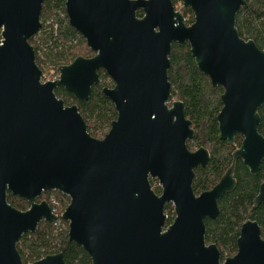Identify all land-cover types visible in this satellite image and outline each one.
<instances>
[{"label":"water","instance_id":"1","mask_svg":"<svg viewBox=\"0 0 264 264\" xmlns=\"http://www.w3.org/2000/svg\"><path fill=\"white\" fill-rule=\"evenodd\" d=\"M43 1L0 0V264H22L16 246L22 235L35 232L41 220H58L46 201H35L52 190L69 197L60 218L90 264H264L255 221L242 224L236 253L222 261L217 245L205 242V220L217 218L219 198L235 188V161L241 158L251 175L264 161L258 131L264 50L235 26L246 0H182L179 9L172 0H65L69 25L94 55L58 66L52 80H45L29 42L41 27ZM173 43H187L198 70L223 90L220 139L243 136L232 164L199 195L194 170L210 155L187 146L194 130L167 75ZM99 70L113 82L102 92L116 110L102 138L89 134L77 105L55 94L63 87L88 100ZM7 192L29 208L13 207ZM255 202L264 204V181ZM166 204L173 206L170 224ZM63 263L59 252L32 264Z\"/></svg>","mask_w":264,"mask_h":264},{"label":"trees","instance_id":"2","mask_svg":"<svg viewBox=\"0 0 264 264\" xmlns=\"http://www.w3.org/2000/svg\"><path fill=\"white\" fill-rule=\"evenodd\" d=\"M175 5L182 0H172ZM65 0H44L41 10V27L29 42L35 51L37 65L47 73L45 64L57 74L60 65L69 64L75 57L92 56L85 39L68 23L64 6ZM235 18V26L239 35L247 40L252 39L264 50V0H246ZM141 11L137 12L141 16ZM186 24L193 21L189 8L184 13ZM170 66L167 71L175 98L184 103L185 115L191 121L194 135L188 140L187 146L206 145L210 149V159L205 168H196L192 182L193 190L198 193L211 188L219 179L231 159L232 145L219 138L216 115L220 108V87L213 89L208 77L202 74L191 57L189 45L172 44L169 56ZM100 80L92 87L86 101H79L63 87L55 89L57 97L63 99L65 105H77L79 112L87 124V131L96 138L104 136L103 130L110 127L116 118L113 103L104 95L102 88L107 86L108 76L99 70ZM260 123L258 130L264 135V105L259 110ZM236 186L230 193L224 194L218 201L219 214L215 220L206 219L205 242L214 243L220 250L221 261L227 255L236 252V241L239 230L247 219L256 220L264 232V206H253V198L258 185L264 178V162L258 173L251 175L240 162L235 168ZM151 186L156 193L160 187L156 180L151 179ZM158 186H157V185ZM61 211L69 202V197L57 194ZM7 202L17 209H25L27 204L22 198L7 194ZM59 207V208H60ZM60 211V212H61ZM165 213L173 216L171 204H166ZM59 212V213H60ZM168 218V223L171 222ZM60 223L59 226L57 223ZM21 255L22 264H32L34 261L48 255L61 252L63 264H90L87 253L68 239L67 222L59 218L55 222L41 221L33 233L22 235L16 244Z\"/></svg>","mask_w":264,"mask_h":264},{"label":"flooded vegetation","instance_id":"3","mask_svg":"<svg viewBox=\"0 0 264 264\" xmlns=\"http://www.w3.org/2000/svg\"><path fill=\"white\" fill-rule=\"evenodd\" d=\"M186 9V8H185ZM184 9V10H185ZM141 13H142V11H141ZM143 15V13L141 14V16ZM140 16V17H141ZM192 23V22H191ZM190 23V24H191ZM93 55H94V53H93ZM92 55V56H93ZM89 57H91V56H89ZM105 73V72H104ZM109 78V77H108ZM209 79V78H208ZM109 80L110 81H112L110 78H109ZM169 80V79H168ZM170 82V81H169ZM113 83V82H112ZM171 84V83H170ZM113 85V84H112ZM105 87V86H104ZM108 87H110V86H108ZM112 87V86H111ZM171 88H172V86H171ZM218 88V87H217ZM221 88V87H220ZM222 89V88H221ZM223 91V90H222ZM171 93H172V89H171ZM222 93V92H221ZM221 93L219 94V101H220V108H219V111H218V113L220 112V109H221V107H222V103H221V100H220V95H221ZM173 94V93H172ZM173 96H174V94H173ZM174 99L175 100H178V99H176L175 98V96H174ZM181 101V100H180ZM184 104V103H183ZM184 112H185V109H184ZM217 113V114H218ZM259 113V112H258ZM186 116V115H185ZM217 116V115H216ZM187 118V117H186ZM216 122H217V119H216ZM259 127V126H258ZM217 128H218V122H217ZM259 131V130H258ZM218 133H219V129H218ZM262 134V133H261ZM263 135V134H262ZM264 136V135H263ZM219 138H220V134H219ZM242 140H243V136L242 135H240V134H236L235 135V139H234V142L233 143H228L226 140H224V141H226L228 144H230V145H232V151H231V159H230V162H229V164H228V166H226V168H225V170L223 171V173L221 174V176L225 173V171L227 170V168L232 164V154H233V152H235L239 147H240V145H241V142H242ZM199 147H204V148H206L207 150H208V152H209V155H210V149H209V147L208 146H206V145H201V146H199ZM199 147H197L196 149H198ZM191 151H194V150H196V149H191V147H188ZM210 159V158H209ZM209 162V161H208ZM208 162H207V164H208ZM237 162H240L245 168H247L244 164H243V160L241 159V158H238L236 161H235V166H234V171H233V177H234V179H235V181H236V178H235V168H236V163ZM264 161H262V163H263ZM261 163V164H262ZM207 164H206V166H207ZM205 166V167H206ZM261 166V165H260ZM198 167H200V168H205V167H201V166H198ZM197 167V168H198ZM260 168V167H259ZM195 170H196V168H195ZM195 170H194V175H195ZM247 170H248V172H249V169L247 168ZM258 173V172H257ZM221 176L219 177V179L221 178ZM194 179V178H193ZM219 179L217 180V182L219 181ZM154 180H156V179H154ZM157 181V180H156ZM264 181V178L260 181V183H259V185H258V189H257V193H256V195L254 196V198H253V206L254 207H257V206H259V205H263L264 206V204H256V202H255V198H256V196H257V194H258V190H259V187H260V184L262 183ZM193 182V181H192ZM216 182V183H217ZM157 183H158V181H157ZM215 183V184H216ZM214 184V185H215ZM213 185V186H214ZM212 186V187H213ZM236 186V185H235ZM211 187V188H212ZM211 188H209V189H211ZM209 189H206V190H209ZM154 190V189H153ZM206 190H203V191H206ZM194 191V190H193ZM203 191H201V192H203ZM201 192H198V193H196L195 191H194V193H195V195H199ZM60 194V192L59 191H57V190H52V191H43L42 193H41V195L38 197V198H36V202L37 203H39V202H41V201H46L48 204H49V206H50V208H51V210H52V212L55 214V215H57L58 216V219L60 218V216L57 214V212H56V209H55V206L52 204V201L49 199L50 198V196L52 195L53 196V202L54 203H59V200H58V196H57V194ZM156 193V192H155ZM160 193H161V188H160ZM160 193H157V194H160ZM7 194H9V195H11V196H14V197H17V198H21V197H19V196H16V195H13V194H11L10 192H7ZM225 194H227V193H225ZM6 197H7V195H6ZM223 197V196H222ZM221 197V198H222ZM7 199V198H6ZM23 199V198H22ZM220 199V198H219ZM24 200V199H23ZM25 201V203L27 204V207L25 208V209H19V210H21V211H25V210H27L28 208H29V204H28V202L26 201V200H24ZM219 201V200H218ZM14 207V206H13ZM219 207V206H218ZM174 212V211H173ZM168 218H171L170 220H171V222H172V220H173V218H174V214H173V216H168L167 215V224H170V223H168ZM210 220V219H209ZM247 220H250V221H255V222H257L256 220H253V219H247ZM246 220V221H247ZM41 221H44V220H41ZM40 221V222H41ZM206 221V220H205ZM246 221H244V222H246ZM40 222L38 223V225L40 224ZM243 222V223H244ZM242 223V224H243ZM257 224L259 225V227H260V237L261 238H263L264 239V232H263V229H262V226L257 222ZM38 225H37V227H38ZM242 226V225H241ZM241 228V227H240ZM239 232H240V230H239ZM207 244H211V243H207ZM236 253V252H235ZM234 253V254H235ZM226 258V257H225Z\"/></svg>","mask_w":264,"mask_h":264},{"label":"rangeland","instance_id":"4","mask_svg":"<svg viewBox=\"0 0 264 264\" xmlns=\"http://www.w3.org/2000/svg\"><path fill=\"white\" fill-rule=\"evenodd\" d=\"M175 6H176V9H179L181 6H182V1H179V2H177L176 4H175ZM185 11V10H184ZM184 11H183V13H184ZM192 13V12H191ZM192 16H193V14H192ZM186 22V21H185ZM43 67L47 70V73H45L44 74V76H45V80H52L53 78H55L57 75H58V72H57V74H54V71H53V69H49V67H47L45 64H43ZM109 80V78H106V81H108ZM108 83V85L107 86H112V82H107ZM110 128V127H109ZM109 128H107V129H105V130H103V132L106 134L107 133V131L109 130ZM104 134V135H105ZM102 138V137H101ZM197 148V146H191V149H196ZM157 185V184H156ZM158 186V185H157ZM62 194V193H61ZM51 201H52V204L55 206V209H56V212H57V214L60 216L61 215V213L64 211V209H63V211H61V205H60V203H54L53 201V196L51 195L50 196V198H49ZM68 205V204H67ZM66 205V206H67ZM172 206V205H171ZM60 207V208H59ZM172 208H173V206H172ZM61 211V212H60ZM60 212V213H59ZM66 222V221H65ZM59 222L57 223V225L59 226ZM67 226H68V223H67ZM234 254H232V255H227L226 257H230V256H233Z\"/></svg>","mask_w":264,"mask_h":264}]
</instances>
